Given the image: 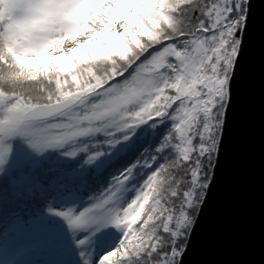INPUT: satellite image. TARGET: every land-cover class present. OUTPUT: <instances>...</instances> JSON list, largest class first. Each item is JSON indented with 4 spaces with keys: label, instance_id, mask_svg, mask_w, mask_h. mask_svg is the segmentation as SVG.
I'll list each match as a JSON object with an SVG mask.
<instances>
[{
    "label": "snow or ice",
    "instance_id": "obj_1",
    "mask_svg": "<svg viewBox=\"0 0 264 264\" xmlns=\"http://www.w3.org/2000/svg\"><path fill=\"white\" fill-rule=\"evenodd\" d=\"M248 15L249 0H0V193L37 181L60 264H181Z\"/></svg>",
    "mask_w": 264,
    "mask_h": 264
},
{
    "label": "water",
    "instance_id": "obj_2",
    "mask_svg": "<svg viewBox=\"0 0 264 264\" xmlns=\"http://www.w3.org/2000/svg\"><path fill=\"white\" fill-rule=\"evenodd\" d=\"M211 180L181 264H264V0H249Z\"/></svg>",
    "mask_w": 264,
    "mask_h": 264
},
{
    "label": "trees",
    "instance_id": "obj_3",
    "mask_svg": "<svg viewBox=\"0 0 264 264\" xmlns=\"http://www.w3.org/2000/svg\"><path fill=\"white\" fill-rule=\"evenodd\" d=\"M237 35L239 36V33ZM47 180L56 181L61 191L65 186L71 188L77 184L70 173L62 171L49 173ZM88 195H91V191L81 189L77 198L83 196L87 200ZM39 200L38 183L31 177L21 176L14 186H9L6 191L0 193V212H5L0 218V262L60 264L61 261L54 262L56 257H52L57 252L65 253L66 237L53 233L47 227L39 213ZM185 243L187 244V241Z\"/></svg>",
    "mask_w": 264,
    "mask_h": 264
},
{
    "label": "rangeland",
    "instance_id": "obj_4",
    "mask_svg": "<svg viewBox=\"0 0 264 264\" xmlns=\"http://www.w3.org/2000/svg\"><path fill=\"white\" fill-rule=\"evenodd\" d=\"M15 167V165H13L12 168H9L8 172L9 174H11V172L13 171V168ZM4 174L0 173V176H3ZM3 201V198L1 200V203ZM3 210L0 212V218H1V215L3 214ZM4 215H5V212H4ZM56 257L53 261L54 262H60V261H63L66 259V256H65V253L64 252H57V254L55 256H53L52 258ZM4 260V259H3ZM14 264H17V263H14Z\"/></svg>",
    "mask_w": 264,
    "mask_h": 264
}]
</instances>
